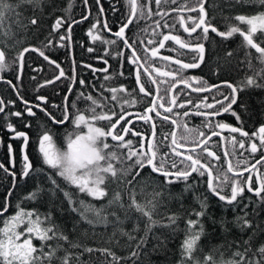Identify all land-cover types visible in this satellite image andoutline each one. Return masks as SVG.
I'll list each match as a JSON object with an SVG mask.
<instances>
[{"label":"snow or ice","instance_id":"6c2138e0","mask_svg":"<svg viewBox=\"0 0 264 264\" xmlns=\"http://www.w3.org/2000/svg\"><path fill=\"white\" fill-rule=\"evenodd\" d=\"M41 0H17L16 4L5 3V0H0V27L3 26L6 18H11V15L19 16V13L16 9L19 8L21 4H36L38 5ZM167 3L168 0H163ZM173 3L176 0H172ZM205 0H198L199 13L201 15L198 18H193L189 16L187 19L192 21V26L189 27L185 21V17L180 15L176 21L183 27V31L189 34V37L194 36V41H185L181 39L179 35L172 34H161L162 40L159 42L158 47H153L150 50V56L146 55L145 64L152 63V58H155L159 55L160 49L166 47L168 41H173L180 49H189L192 53L191 60L192 62L185 63L181 59H175L174 63L179 66L174 71H161L160 68H155V72L161 77H172L174 80L177 79V73H180V82L186 84L188 87H191L189 79H184L182 76V70L187 69H198L205 60V45L202 41H207L209 39V31L216 33L223 40H227L233 37L236 34H239L243 39L241 42V47L246 48L245 51V62L249 69L253 70L251 76L245 75L244 79L239 81L237 84H232L228 81L222 82V85H211L207 86L206 81H200L197 77H191L192 80H197L199 83H202L205 86L197 87L194 91L206 92L215 89L217 93L223 97L222 100H216L215 103L220 105L219 109H214L213 104H207L208 109H214L213 111H197L195 113L198 117H203V127L206 129H212L211 135L207 139L201 140L200 138L205 136V131L201 130L200 127L189 128L188 123H178L177 120L171 119L168 115H162L160 111H155L156 117H161V128L164 125L172 124L177 129L182 128L183 132L180 136V141L178 142L176 132H171L165 134L164 140H167L170 136L171 143L168 146L170 148V153L172 154L171 163H168L169 153H162L161 148L164 146L163 141L157 143L156 141V128L157 125L154 122V118L151 113L154 110L159 108H165L163 103L157 105L156 101H152L151 106L147 107L145 114L138 116V121H142L144 124L150 126V136L151 142L148 144L147 149H145L144 141L146 139L144 133L134 131L132 128L121 125V130L124 135L117 133L115 130L117 125L121 121H125V125H131V120H126L123 115L124 104L136 103V100H123L120 103L121 114L113 122V116H116L117 113L114 108H109L108 104L98 101L97 98H94L90 93L85 94L83 91L77 90L76 100L71 104L68 103V96L65 95L61 104H51V108L58 110L61 113L60 118L53 115L51 112H47L48 100L45 96L37 94V101H44L45 106L42 108L39 102L35 103L32 106H29L28 101H24L25 110L29 116L34 117L35 112H33V107L41 109L47 112V115L51 117V120L55 123L56 126L61 127L65 131L63 137V142L66 148V151H61L53 140V134L50 131H43L42 134L38 132V151L42 155L43 163L47 165L51 170H55L59 178L67 183L68 186H75V188L80 193H86L87 195L94 197L96 199H102L107 195L106 188L104 187L107 178L110 176L113 180L117 177L123 178V182L126 185H133L137 177H142V173L145 169H149L147 172V177L151 178L153 174L159 173L164 177L165 185H171L174 182H183L185 185L184 190L188 191L193 189L196 186V183L200 181L201 178L206 179L207 187L211 190V193L215 194L221 201H226L230 206L238 205L243 199L242 193L247 186L249 192H254L257 197H259V202L264 203V176L260 177L259 187H252V177L248 176L246 180L243 178L242 172H237L238 166L242 163L241 160L237 159L236 166L232 164L229 160L227 161V168L224 170L223 165H218L217 173L213 174V168L210 167V164L207 162H202L214 158L215 161H220V156L216 154L215 151L211 150L209 141L212 137H221L222 133L216 131L215 129H228L231 133H240L242 137H247L250 143V153H257L258 151L264 150V125L259 127L258 132H254L251 136L248 132L244 131L242 127L231 126L223 122H214L211 118L216 117L223 113L231 112L232 116L236 120H240V115L233 109V105L237 104V97L239 90L248 89V88H264V12L258 13L256 15L246 16L239 15L234 19L239 22L237 24H227L224 31L219 30L214 26L210 20L207 19V12L204 8ZM246 2H257L259 4H264V0H246ZM87 3V0H85ZM99 3V0H97ZM151 0H147V4L138 3V0H126L128 6V15L126 22L122 21V26L119 27V30L114 33L117 38H123L125 36V29L135 23H139L141 19L150 18L153 13L151 12L150 5ZM157 6L160 5L161 0H155ZM181 9L180 11H182ZM103 8L101 7V12ZM188 11H196L195 8L188 9ZM87 19V17H85ZM19 23V20L16 21ZM31 24L35 25L37 21L33 18L30 21ZM99 23V21H97ZM157 27H159V21L156 22ZM241 25H246L247 27H242ZM61 26V20L57 19L55 22V27L59 28ZM105 27L107 24L105 22ZM165 28H169L167 22L164 24ZM171 29H175V23L171 26ZM200 29L198 33L197 30ZM70 31V29H69ZM91 34V32L89 33ZM6 36L12 35L10 30L4 33ZM70 38V37H69ZM94 40L97 38L92 37ZM61 41L65 40L64 36L59 38ZM17 44L20 41H16ZM106 43L112 44L113 41H107ZM126 48L132 49L131 56L129 57V63L131 66H134V76L136 84L138 85V91L144 93L147 96H151L152 93L147 91L146 84L155 87L157 95L162 91L166 95L170 88L165 86L163 89L160 87V83L153 75V72L150 71L149 67H143L142 71L145 74V80L142 82L141 78V65L139 64L140 57L136 55V51L132 48V45L128 43L127 39L123 41ZM152 43V41H149ZM64 46V45H62ZM51 47V42L49 45H46V48ZM251 49L255 50L257 55L253 56ZM89 52H92V48L87 49ZM29 48H24L20 53H18V60H13V64H18V72L22 74L24 68V53H28ZM31 51H34L39 54L40 57L45 60H49L50 57L45 54V51L38 48H32ZM117 56H122V53H117ZM231 56V53H228ZM163 61H173L171 56H162L160 57ZM255 59L259 62L260 67L256 68L253 65L252 60ZM6 54L3 49H0V80H3V73L6 69L10 68V65L5 63ZM51 64L55 65L59 69V75L55 77L56 81H59L61 77H65L69 81V87L67 89L68 93L73 92V87L76 83V78L66 77V74L63 68H60L59 64L56 61L51 60ZM107 63V61H105ZM87 67L91 68L89 64ZM107 73V69L101 70ZM113 74L105 75L104 80L108 81L114 78ZM119 75H123V72H120ZM20 78L19 75L16 77ZM9 85H12V81H6ZM54 81L47 80L45 84H52ZM81 85L85 84V81L81 78L79 80ZM166 83V82H165ZM15 87V85H12ZM43 85H41L42 87ZM95 87V85H93ZM103 87V86H102ZM171 87H175L173 84ZM224 87L228 89V93L220 91V88ZM111 93L110 102L115 101L119 102V93L125 92L128 93V90L121 87H112L109 89ZM135 91V89L133 90ZM19 94V93H17ZM132 95V93H128ZM108 97H104V100H108ZM207 97H205V100ZM76 101L90 102L89 106L86 109H80L76 106ZM142 102V101H141ZM227 102V103H225ZM12 103V102H9ZM172 105L176 104V97L173 96L171 100ZM191 103V101H189ZM181 108L184 107L183 104L180 105ZM97 108H107L108 112H97ZM167 113H172L173 108H165ZM4 112L3 101L0 99V113ZM89 113L86 115L85 113ZM110 112V114H109ZM16 117H21L22 112L17 111L14 113ZM185 117L189 116V112L185 111L183 113ZM67 122V123H66ZM98 122H106L105 126H98ZM30 127V122L27 125ZM9 130L14 131L13 126L9 123ZM71 129V130H69ZM131 134L133 138L125 140V136ZM259 137V144L255 141L254 137ZM109 137L111 141L109 142ZM15 138H22L23 148L29 146V136L25 131H15ZM138 138V140L134 139ZM233 144V152L236 150V145L238 144L240 149L245 148L244 140L241 139L237 141L236 136L231 137ZM192 145L190 152L188 154L177 151V148H184L186 145ZM138 145V146H136ZM9 150L11 151L12 146L9 145ZM197 149L199 151L197 152ZM23 152V149L21 150ZM35 151V150H34ZM224 155L227 156L228 152L225 151ZM175 158H179V163H177ZM23 167L19 173L21 178L27 177L29 179L33 178L32 173L39 175L44 170L43 168H36L32 161L29 158V155L24 153L22 155ZM264 161V152H262L259 160L256 161V164H260ZM14 163V161H13ZM246 165L247 161H243ZM119 164L120 167L117 168L116 165ZM0 168H4L3 164H0ZM169 169H174L171 171ZM252 169L255 170V165H252ZM7 171V169H5ZM244 172L249 171L248 167H244ZM196 176H193V174ZM231 173H236L235 176L230 175ZM13 177V187L17 186L18 180L17 173H10ZM131 176L132 179H128ZM236 177H240L237 179ZM143 178V177H142ZM190 178L192 183H189ZM46 179L50 181L52 187L48 188L47 191L55 196L57 191L63 193L65 199L70 205L79 204L80 215L82 219L87 220L91 225L94 223L93 220L87 219V212H91L97 219L104 223H108L107 217L102 216L101 213L103 209H95L92 205H85L83 200H73L72 193L61 188L57 183L56 177L51 174L46 176ZM216 181V183H214ZM223 190H228L229 195L221 194ZM45 191L44 188L38 186L37 190L32 192L29 197L25 199L36 200L40 197L41 193ZM11 195V192L8 193ZM135 189L129 188V208L134 209L136 212L140 213L143 217H146L149 220V228L154 225L156 222L152 220V211L155 209L154 201H149L151 205V210H149L147 205L141 204L136 200ZM240 197V200H238ZM199 200V197H197ZM235 202V204H234ZM252 202V201H250ZM119 204L123 207V204L120 199V194L117 193L112 200H109V205ZM201 211L196 213L198 217L205 215L206 211V200H201ZM8 201L5 200L3 211L0 212V216H3L4 213L8 211ZM15 207L18 211L15 214L7 216L2 221L3 227H0V264H71L73 256L66 249H62L60 244H56L53 247L49 244V241L52 240H64L68 241V237L62 232L58 231V227L52 224L51 221V211L47 214L39 213L34 211H25L20 207V204L17 203ZM72 211H78L77 208L73 207ZM35 214V219L33 216ZM114 215V214H113ZM43 217V219H41ZM117 219H119L117 217ZM170 223L167 225L171 227L175 224L177 217L172 216L168 218ZM237 221L240 223L241 228L250 226V222L246 218L237 217ZM25 225L23 231H21V226ZM126 235V233H123ZM204 235L203 224L199 220L193 221L189 219L187 221L186 236L182 243L181 248V262L180 264H188L191 260L192 264H200L193 256V253L196 251L200 237ZM21 237H25L21 241ZM131 239V237H129ZM38 239L41 241L39 248L33 244V240ZM249 241H245V244H249ZM71 243V242H69ZM143 243V241H141ZM73 248L80 247L78 243H72ZM139 247V245H137ZM47 248V251L45 250ZM85 252L92 253L94 251H101L106 255H111L113 258V264H118L119 259L108 249H93V248H84ZM64 251V256H59L58 253ZM251 248H245L243 252L237 251L233 254L234 257H239L240 259H233L229 261H221V264H264V245H261L252 256H248V253L251 252ZM135 255V253H133ZM75 259L79 264H83L80 261L79 256L77 255ZM212 261V258L206 257L204 264H209ZM107 264V262H106ZM214 264V262H212Z\"/></svg>","mask_w":264,"mask_h":264},{"label":"trees","instance_id":"16d2710c","mask_svg":"<svg viewBox=\"0 0 264 264\" xmlns=\"http://www.w3.org/2000/svg\"><path fill=\"white\" fill-rule=\"evenodd\" d=\"M77 1V0H76ZM75 0H41L36 4H21L16 11L19 16L11 15V18H6L2 27H0V49H3L6 54L5 63L10 65L11 70L18 71V64H13V60H18V53L21 52L27 46H35L40 50L45 51L43 44L48 37H52L53 43L59 45L62 42L59 38L62 35H66V26L68 23L76 20L79 16L76 14L86 13L87 8L83 1L80 3ZM5 3L16 4L17 0H5ZM138 3L147 4V0H138ZM79 4L80 7H79ZM151 15L150 18L141 19L139 23L131 25L130 29H134L136 34L134 43L132 45L138 46V42L141 38L145 39L146 36L155 39L154 42L161 36V33L156 27L158 13L155 0H151L150 5ZM68 7V8H67ZM205 7L211 23L215 25L219 30L224 31L227 24H237L234 18L239 15H256L264 12V4L257 2H246V0H205ZM115 15V14H114ZM128 10L120 11L119 16L122 21L126 22ZM117 15L110 17V21L113 24H117L114 30L121 26V18ZM35 19L37 23L31 24L30 21ZM57 19L61 20V26L55 27ZM19 20V23L16 21ZM148 22L145 26L141 25V22ZM109 23V21H108ZM247 27L246 25H241ZM76 25L73 26V31ZM65 29V32H64ZM10 30V36L4 35V33ZM167 31H174L169 26ZM165 30V31H166ZM242 37L239 34L233 37L223 40V38L216 37L210 45L207 47L205 64L203 66L204 74H207L209 78L215 81H228L232 84H237L243 80L245 75L251 76L253 70L247 67L245 62L246 48L241 47ZM16 41H20L19 44ZM132 42V40H131ZM261 46H264L262 44ZM140 47V46H138ZM61 52V50H58ZM253 56L257 55L254 49L250 50ZM76 53V52H75ZM231 53V56L228 55ZM27 54H31L28 52ZM49 54V53H48ZM28 55V56H29ZM36 60H40L38 56L32 54ZM76 58H79V52L75 54ZM54 59L59 60L62 55H52ZM88 60V57H86ZM82 58V59H86ZM27 56L25 58L26 64ZM82 61V60H80ZM80 61L76 59L77 66ZM37 62V61H33ZM98 63V62H97ZM253 65L259 68V62L255 59L252 60ZM39 63H35L38 65ZM92 67L93 66L90 64ZM26 66V65H25ZM80 72V71H79ZM132 72V73H131ZM208 72V73H207ZM24 74V73H23ZM26 74V73H25ZM127 77V83L122 81L123 79L117 77L116 83L112 86H123L128 90V93H119V102L111 101V93L109 90H91L85 94H91L98 101H102L109 105V108H114L117 115L121 114L120 103L123 100H136L142 98L144 106L150 103L146 97H144L139 91L135 83L133 71L125 72ZM29 74L23 75V80L28 81ZM28 87H32L29 83ZM135 89V91H133ZM56 96L64 95V92L54 93ZM73 96V98H71ZM104 97H108V100H104ZM70 100H76V94L73 92L70 94ZM239 105L240 112L247 118L250 123L264 121V88H248L242 89L239 93ZM77 108L86 109L87 105ZM137 103L124 104V113L131 111L132 106ZM142 108V105L141 107ZM143 109V108H142ZM108 112L107 108H97V112ZM60 112L53 113V115L60 118ZM88 115L89 113H85ZM110 114V112H109ZM46 119L45 123H50L52 129L44 130L50 131L53 134V140L56 146L64 147L63 137L66 134L65 131L55 125L53 121L44 115ZM105 126V124L103 125ZM42 134V133H41ZM29 144V156L36 168H43V172L39 175L32 173L31 179L19 176L22 170V160L20 166L16 163V167L19 166L20 170L17 173V186L13 187V177L11 174H7L0 170V212L3 211L5 200L8 201V211L0 216V227H3L2 221L5 217L15 214L18 209L15 207L17 203L25 211H36L39 213L47 214L51 211L52 224L58 227V231L62 232L68 237V241L64 240H52L48 243L53 247L56 244H60L62 249H66L72 254L73 259L71 264H79L75 259L78 255L80 261L83 264H113V258L111 255H106L101 251H94L92 253L85 252L84 248L93 249H108L116 257L121 258L118 264H180L181 262V248L182 243L186 236L187 221L189 219L196 221L199 220L203 224L204 235L200 237L196 251L193 256L200 264H204L206 257H211L212 261L209 264H221V261H229L233 259H240L234 257L233 254L237 251L243 252L245 248L250 247L251 252L248 256H252L253 253L261 246L264 245V203L259 202V198L255 197H243L241 202L236 206H230L226 201H221L219 197L211 193V190L207 187L206 179L201 178L196 186L188 191H185V185L183 182H174L171 185H165L164 177L159 173L153 174L151 178L147 177L149 169H145L142 173V177H137L133 185L128 186L123 182V178L117 177L113 180L110 176L107 178L104 187L106 188L107 195L102 199H96L87 195L86 193H80L75 186H68L63 178H59L55 170H51L47 165L43 163L42 155L38 151L37 136H30ZM180 138V136H178ZM129 139V138H128ZM138 140V138H134ZM127 140V139H125ZM157 141V140H156ZM164 146L161 148L162 153H170L168 147L171 143L170 136L168 141L162 137ZM110 143H115L111 141ZM157 143H159L157 141ZM183 143V142H182ZM145 149H147L148 141L145 143ZM212 149H216L215 143H209ZM138 146V145H136ZM35 150V151H34ZM7 153V147L4 149ZM15 153L19 155V147L15 146ZM7 158L9 159L8 155ZM205 160L202 162H210ZM7 163V162H6ZM169 163V162H168ZM120 167L119 164L116 165ZM218 169V168H217ZM226 166L223 167L224 170ZM175 171L174 169H169ZM214 170V174L217 171ZM48 174L53 175L57 179V183L61 188L72 193L73 200H83L85 205H92L95 209H103L101 215L106 216L108 223L105 225L100 222L90 211L86 213L87 219L93 220V224H89L87 220L82 219L80 215V205H70L65 199L62 192L57 191L55 196H52L47 189L52 187L50 181L46 179ZM193 176H196L194 173ZM128 179H132L131 176ZM190 178L189 183H192ZM216 183V181H215ZM44 188L45 191L41 193L40 197L36 200L25 199L29 197L32 192L37 188ZM132 187L136 192L137 202L147 205L151 210L149 201H154L155 209L152 211V220L156 223L149 228V220L143 217L140 213L134 209L128 207L129 200V188ZM11 192L9 196L8 193ZM119 193L120 199L123 204L121 207L119 204L109 205V200ZM222 193H224L222 191ZM199 197V200L197 199ZM201 200H206L205 215L198 217L196 213L201 211ZM240 200V197L238 198ZM252 201V202H250ZM235 204V202H234ZM75 207L78 211H72ZM114 214V215H113ZM177 217L175 224L168 227L170 221L169 217ZM117 217L119 219H117ZM237 217L246 218L250 222V226L241 228L240 223L237 221ZM35 219V214L33 216ZM43 219V217H41ZM25 225L21 226L23 231ZM123 233H126L123 234ZM131 237V239L129 238ZM250 243L245 244V241ZM25 237H21V241ZM143 241V243H141ZM71 242V243H69ZM72 243H78L80 247L73 248ZM33 244L39 248L41 241L38 239L33 240ZM139 245V247L137 246ZM47 251V248L45 249ZM135 253V255H133ZM59 256H64L65 252L60 251ZM55 264V262H54ZM188 264H192L190 260Z\"/></svg>","mask_w":264,"mask_h":264},{"label":"flooded vegetation","instance_id":"af4514ba","mask_svg":"<svg viewBox=\"0 0 264 264\" xmlns=\"http://www.w3.org/2000/svg\"><path fill=\"white\" fill-rule=\"evenodd\" d=\"M76 1V0H75ZM80 1H83L84 5L87 8L86 13L76 14V16H79L76 20L68 23L66 26V35H62L65 37V40L60 42L59 45H56L53 43L52 37H48L43 44L45 49V54L50 57L49 60H45L44 58L40 57L38 53L31 51L32 48H37L35 46H27L26 48H29L31 54L24 53V68L22 74L16 71L14 73L11 69H6L3 73V80H0V99L3 101V107L4 112L0 113V164H3L4 168H0L1 171H4L7 174H10L11 172H16L15 170L19 171L22 155L24 154L22 150V138H15V131H25L29 136V144L31 137L30 136H37L38 132L42 133L44 130H50L52 129V126H50V123H45L46 119H44V115L48 118L51 117L47 115V112L56 113L59 112L56 109L51 108V104H61L63 101V98L65 95L68 96V103L71 104L74 100H70L69 97L70 94L68 93L67 89L69 87V81L65 79V77H61L59 81L55 80V77L59 75V69L50 63L51 60L56 61L57 64H59L60 68H63L66 77H72L74 76L76 78V83L73 87V94H76L77 90L88 92L91 90L97 91V90H109L110 88L114 87L112 86L117 81V77L123 79L122 81H125L127 83V77L125 76V72L127 71H133L134 76V66H131L129 63V57L131 56L132 49L126 48L124 46V39H127L128 43L132 45L134 43L135 39V32L134 29H130L131 25L127 29H125V36L123 38H117L114 33L119 30V26L116 30L115 26L117 24H113V22L110 21V17L119 16L120 11L128 10V6L126 4V0H99V3H97V0H87V3H85V0H77L76 2L80 3ZM81 4H79L80 7ZM101 7L103 8V11L101 12ZM195 8L196 11H188V9ZM204 8L205 2H204ZM158 18L157 21H159V27L158 30L162 32L163 34H172V35H179L181 39L185 41H194V36L196 34H193V37H189V34L183 31V27L176 23L178 17L180 15H183L185 17V21L187 22L188 26H192V21L188 20L187 18L189 16L193 18H198L201 13H199V7H198V0H176L175 3L172 2V0H168L167 3L163 2L161 0V3L159 6H156ZM183 9L182 11H180ZM207 12V10H206ZM115 14V15H114ZM87 17V19H85ZM121 18V17H120ZM123 18H121L122 21ZM207 19H209L207 14ZM99 21V23H97ZM109 21V23H108ZM211 21V20H210ZM105 22L107 24V27H105ZM167 22L169 26H172L175 23V29L174 31H167L164 24ZM76 25L73 31V26ZM215 26V25H214ZM70 29V31H69ZM166 30V31H165ZM65 32V29H64ZM91 32V34H89ZM197 32H200V29L197 30ZM161 33V34H162ZM93 36L97 37L95 40L92 38ZM70 37V38H69ZM216 37H219L216 33H212L211 30L209 31V39L207 41H202L205 45V59H206V53H207V47L210 45V43L216 39ZM221 38V37H220ZM132 40V42H131ZM155 39L150 38L148 36L145 37V39L141 38L138 42V46L132 45V48L135 49L136 55L140 57L139 64L141 67V78L142 82L145 80V74L142 71L143 67H149L150 71L153 72V75L156 77L158 82L160 83L161 89H163L165 86H168L170 88V91L165 95L163 91L157 95L155 91L154 86H150L146 84L147 91L151 92V96H147L144 93H141L144 97L147 98V100L150 101V103L146 106L143 105L142 98H139L136 102L137 104L132 106L131 111H127L123 115L125 116L126 120H131V125H125V121H121L119 125H117L116 132L124 135V133L121 130V125L127 126L132 128L134 131L142 132L144 133L146 139L145 143L148 141V143L151 142V136H150V126L148 124H144L142 121H138V116L141 114H145L147 107L151 106L152 101H156L157 105L160 103H163L165 105V108L172 107L173 112L167 113L165 111V108H159L157 107L156 110H154L151 115L154 118V122L157 125L156 128V140L160 143L162 137V132L165 134L176 132L178 142L182 143L183 141H180V138L178 136H181L183 129H177L172 124L164 125L161 128V117L155 116V111H160L162 115H168L171 117V119L177 120L178 123H188L189 128H197L200 127L201 130L205 131V136L200 138L201 140L207 139L208 136L211 135L212 129H206L203 127V117H198L195 115L197 111H213L214 109H219L220 105L216 104V100H222L223 97L220 96L215 89H212L211 91L206 92H196L194 91L195 88L205 86L202 83H199L197 80L190 79L191 77H197L200 81H206L207 86L211 85H222V82L224 81H215L207 74H204L203 66L205 64L204 62L201 64V66L198 69H187L182 70V76L184 79H189V83L191 84V87H188L186 84L180 82V73H177V79H173L172 77H161L158 73L155 72V68H160L161 71H174L179 66H177L174 63L175 59H181L185 63L192 62L191 57L192 53L189 49H180L178 45H176L173 41H168L166 43V47L163 49H160L159 55L155 58H152V63L145 64L146 55L150 56V50L153 47H158L159 42L162 40V35L158 37V39L154 42ZM107 41H113L114 43L108 44ZM149 41H152V43H149ZM49 42H51V47L46 48V45H49ZM64 45V46H62ZM92 48L93 51L89 52L87 49ZM39 49V48H38ZM58 50H61L59 52ZM22 51V50H21ZM79 52V58H76V53ZM49 53V54H48ZM117 53H122V56H117ZM32 54H35L40 58V60H36V58L33 57ZM29 55V56H28ZM52 55H62V58L59 60H56L53 58ZM27 56L26 64H25V58ZM162 56H171L173 57V61H163L160 59ZM88 57V60L87 58ZM86 58V59H82ZM77 60L80 61L79 66H77L76 63ZM37 61V62H33ZM107 61V63H105ZM98 62V63H97ZM35 63H39L38 65H35ZM92 64L93 66L97 67H87V65ZM97 64V65H96ZM26 65V66H25ZM103 69H107V73L101 71ZM80 71V72H79ZM120 72H123V75H119ZM24 73V74H23ZM29 74L28 81L23 80V75L26 76V74ZM132 73V72H131ZM208 73V72H207ZM114 75V78L108 81L104 80L105 75ZM17 75L20 76L19 79H17ZM83 79L85 81L84 85H81L79 83L80 79ZM135 78V76H134ZM11 80L12 85H15L13 87L12 85H9L6 81ZM52 80L54 81L52 84H45V81ZM166 82V83H165ZM29 83L32 85V87H28ZM136 83V80H135ZM173 84H175V87H171ZM41 85H43L41 87ZM95 85V87H93ZM103 86V87H102ZM137 88L138 85L136 84ZM221 92H224L225 94L228 93V89L221 87ZM64 92V95L56 96L54 93ZM242 92V89L239 90V93ZM19 93V94H17ZM37 94L41 96H45L48 100L47 105V112L43 111L42 108L45 106L44 101H37ZM176 97V104L172 105L171 100L172 97ZM205 97L207 99L205 100ZM73 98V96L71 97ZM239 94L237 97V104L233 105V109L240 115V120H236L234 116H232L231 112L229 113H221L220 115L216 117H212L211 119L214 122H223L227 123L231 126L235 127H242L244 131L248 132L251 136L254 132H258L259 127L261 125H264V121L261 122H255L250 123L247 118L240 112V105H239ZM29 102V106L34 105L35 103L39 102L42 106L41 109L33 107V112H35V116H29L25 110V104L24 101ZM191 101V103H189ZM12 102V103H9ZM227 103V102H225ZM183 104L184 107L181 108L180 105ZM207 104H213L214 109H208L206 107ZM78 107H82L87 105V102H81L79 101L77 103ZM142 105V108H140ZM21 111L22 116L16 117L14 115L15 112ZM185 111L189 112V116L185 117L183 113ZM61 115V114H60ZM118 118V116H113V122ZM52 121V120H51ZM30 122V127L27 125ZM9 123L13 126L14 131L9 130L8 125ZM67 123V122H66ZM106 124V122H98V126H102ZM71 130V129H69ZM216 131H219L222 133L221 137H212L211 141L209 143H215L216 149H212V151H215L218 156H220V161H215L214 158H211V161L208 162L210 164V167L215 169V171H218V165L226 166L227 168V161H231L234 167L236 166L237 159L241 160L242 163L238 166L237 172H242L243 178L246 180L248 176L252 177V187L257 188L259 187V181L260 177L264 176V161H262L260 164H256V161L260 159L262 152L264 150L258 151L257 153H250V143L249 139L247 137H242L240 133H231L228 129H215ZM235 135L237 141H240L241 139L244 140L245 148L240 149L238 144L236 145V150L233 152V144L231 141V137ZM133 138L131 134L126 135L125 139ZM11 139V140H10ZM171 139V138H170ZM255 141L259 144V137H254ZM168 141V139L166 140ZM9 145L12 146L11 151L9 150ZM15 146L19 147V155L15 153ZM7 147V153L5 154L4 149ZM192 145H186L184 148H177V151H182L186 154L190 152V148ZM199 149H197V152ZM227 151L228 155L225 156L224 152ZM26 154L29 155V146L26 148ZM7 155L9 159L7 158ZM168 162L171 163L172 155H169ZM30 158V156H29ZM177 163H179V158H175ZM31 160V159H30ZM14 161V163H13ZM243 161H247V164L245 165ZM7 162V163H6ZM16 163H18V167H16ZM252 165H255V170L252 169ZM22 166H23V160H22ZM248 167L249 171L244 172V167ZM7 169V171H5ZM214 174V170H213ZM230 175L235 176L236 173H231ZM215 176V174H214ZM25 178V177H24ZM239 179L240 177H236ZM17 179V178H16ZM215 183V181H214ZM224 193H221L223 195H229L228 190H223ZM255 197L259 198L255 195L254 192H249L247 186H245V190L242 193V197ZM239 198V197H238Z\"/></svg>","mask_w":264,"mask_h":264},{"label":"clouds","instance_id":"9594fccd","mask_svg":"<svg viewBox=\"0 0 264 264\" xmlns=\"http://www.w3.org/2000/svg\"><path fill=\"white\" fill-rule=\"evenodd\" d=\"M61 151H66V148L65 146L64 147H60V146H57Z\"/></svg>","mask_w":264,"mask_h":264},{"label":"bare ground","instance_id":"6f19581e","mask_svg":"<svg viewBox=\"0 0 264 264\" xmlns=\"http://www.w3.org/2000/svg\"><path fill=\"white\" fill-rule=\"evenodd\" d=\"M67 8H68V7H67ZM146 24H148V22H145V21H144V22H141V25H142V26H145ZM10 140H11V139H10Z\"/></svg>","mask_w":264,"mask_h":264},{"label":"water","instance_id":"95a60500","mask_svg":"<svg viewBox=\"0 0 264 264\" xmlns=\"http://www.w3.org/2000/svg\"><path fill=\"white\" fill-rule=\"evenodd\" d=\"M22 149H23V153H26V148H23V145H22Z\"/></svg>","mask_w":264,"mask_h":264}]
</instances>
